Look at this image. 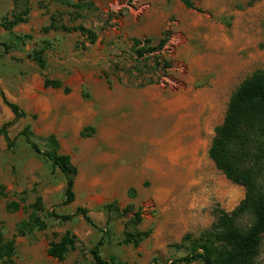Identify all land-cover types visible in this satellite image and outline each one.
I'll use <instances>...</instances> for the list:
<instances>
[{
    "label": "rangeland",
    "instance_id": "374dc122",
    "mask_svg": "<svg viewBox=\"0 0 264 264\" xmlns=\"http://www.w3.org/2000/svg\"><path fill=\"white\" fill-rule=\"evenodd\" d=\"M192 1L197 10L180 0H23L27 22L11 31L0 25V43L32 37L0 48V231L15 243L2 264H93L101 239L104 259L171 264L186 254V239L244 200L246 190L216 168L209 149L234 91L264 72V0ZM19 11L15 0H0V24ZM54 23L92 30L97 41L49 29ZM165 33L161 51L142 59L133 53V39L157 47ZM42 49L44 71L30 58ZM47 79L62 87H46ZM1 94L27 117L16 120ZM8 124L12 147L1 133ZM28 126L43 150L70 156L78 168L72 204L64 205L65 176L21 136ZM38 200L46 229L21 236L17 227ZM13 202L17 211L9 209ZM113 202L130 212L109 214ZM78 208L90 211L97 228L81 217L50 216ZM149 231L138 247L122 243L126 232ZM67 232L78 239L76 249L64 261L51 258L50 244Z\"/></svg>",
    "mask_w": 264,
    "mask_h": 264
},
{
    "label": "trees",
    "instance_id": "16d2710c",
    "mask_svg": "<svg viewBox=\"0 0 264 264\" xmlns=\"http://www.w3.org/2000/svg\"><path fill=\"white\" fill-rule=\"evenodd\" d=\"M186 8L197 10L192 0H180ZM22 3V4H21ZM16 7L20 9L12 20H4L0 25L11 31L28 20L30 8L23 0H15ZM52 30L65 32L81 31L82 34L94 44L97 34L85 28H69L67 26L52 24ZM32 37L30 35H15L9 43H0V48L10 51L25 46ZM170 39L169 33L163 34L157 47L152 46L150 39H133L132 51L138 58H144L161 51ZM30 58L44 71L47 68L45 49L34 51ZM46 87L61 88L59 81L47 79ZM5 105L11 110L16 120L27 117L17 104L9 102L4 94H1ZM8 125H5L1 133L9 146L12 142L9 138ZM86 131L93 132V128ZM21 136L25 138L31 150L38 156L48 159L53 168L59 169L65 176V201L64 205H70L75 201L74 180L78 175V168L72 164L71 157L62 155L57 150L45 151L33 140L31 128L26 127ZM209 157L216 168L233 184L246 190L245 198L230 213L221 211L213 226L203 232L198 238H188L183 245L186 254L173 261L171 264H260L258 262L259 251L264 239V72L256 71L245 79L232 94L225 119L216 127L215 136L209 149ZM4 187L0 186V196H4ZM19 203L13 202L9 209L17 211ZM105 209L109 214L116 212L126 215L130 211L123 212L117 202H113ZM44 207L41 200L32 206L29 219L18 225L17 231L21 236L33 234L36 231L46 229L42 221L41 213ZM125 213V214H124ZM50 216L61 222L72 221L81 217L92 227L97 228L87 208H78L74 213ZM141 221V214H136V222ZM151 232L132 234L125 233L122 241L124 245L138 247L142 241L150 236ZM78 239L67 232L57 242L50 244L48 255L56 260L64 261L68 254L76 249ZM104 245L101 239L91 250L93 264H119L116 257L110 256L104 259L101 256V247ZM15 254V243L6 241L0 231V264L11 261ZM154 264V263H153Z\"/></svg>",
    "mask_w": 264,
    "mask_h": 264
}]
</instances>
